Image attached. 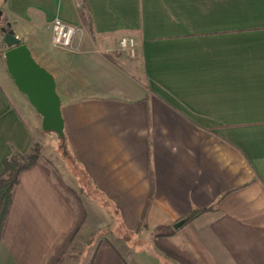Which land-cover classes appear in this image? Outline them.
Masks as SVG:
<instances>
[{
  "label": "crops",
  "instance_id": "0c3cea01",
  "mask_svg": "<svg viewBox=\"0 0 264 264\" xmlns=\"http://www.w3.org/2000/svg\"><path fill=\"white\" fill-rule=\"evenodd\" d=\"M0 12L54 76L68 148L129 239L148 207L143 238L163 228L198 264H264V0H0ZM55 19L82 28L70 50L52 31L37 43ZM41 133L0 56V171ZM197 209L211 210L175 228ZM74 223L37 162L14 190L0 264H46ZM122 231L92 264H138Z\"/></svg>",
  "mask_w": 264,
  "mask_h": 264
},
{
  "label": "rangeland",
  "instance_id": "374dc122",
  "mask_svg": "<svg viewBox=\"0 0 264 264\" xmlns=\"http://www.w3.org/2000/svg\"><path fill=\"white\" fill-rule=\"evenodd\" d=\"M6 20V16L3 17V14H1L0 26L3 22H6ZM30 36H32V34H30ZM50 39L51 26L49 29V27L44 25L41 31V40L37 41V43L42 42L47 44ZM21 41L23 43L26 42L25 39ZM28 43H32L31 39H29ZM6 51L7 46L5 45L0 32V56L5 64ZM36 145L41 148V159H51L54 165L56 163L55 167L57 168L59 175L65 184L69 185L76 191L87 215L82 228L62 255L63 260L60 264H91L94 252L100 242L103 239H107V236L112 237V233L119 234V232L122 231V228L114 215V209L109 202L95 190L80 166L65 152V149L62 146V140L55 132H44L42 129L41 140L36 142L33 147ZM63 175L66 177V180H64ZM166 231V229L159 228L158 231H155L154 239H157L156 236H158V240L161 241V234H164ZM124 233L125 232L122 231L124 239L121 241L115 240V242L120 245L127 240L132 247L127 254L136 263L177 264V262L170 260L167 257L159 246L155 244V240L152 239L151 236L143 238L141 233L135 235V238L131 240L129 239L130 235H125Z\"/></svg>",
  "mask_w": 264,
  "mask_h": 264
},
{
  "label": "trees",
  "instance_id": "16d2710c",
  "mask_svg": "<svg viewBox=\"0 0 264 264\" xmlns=\"http://www.w3.org/2000/svg\"><path fill=\"white\" fill-rule=\"evenodd\" d=\"M78 12L80 16L84 19L85 18L84 4L81 2L78 5ZM1 34L4 39V34L2 32ZM61 140L65 152L72 157L73 161H75V159L72 156V153L68 148L67 138L65 137L64 139ZM40 155H41V148L36 145L31 149V152L28 155L24 156V155L15 154L11 157L4 159L3 161L2 169L0 171V242L3 236L6 220L11 207L14 190L19 182L20 176L25 170L30 169L37 162L40 161L50 168L51 173L53 174V177H55V180L58 182L59 186L72 200L75 210V223L73 228L71 229V231H69L67 234L63 236L59 245L55 247L53 253L48 257L46 261V264H60V262L63 260L62 255L64 254L67 247L70 246L72 241L75 239L79 230L82 228V225L84 224L87 215L85 209L81 205L79 196L77 195L76 191L69 185L65 184L53 162L50 161L49 159H41ZM147 210L148 207L145 208L141 223L139 227L133 232L134 235H139L143 233V231L147 228V224L145 222ZM209 210L211 209L194 210L189 215L185 216L179 221H183L182 224L183 226ZM168 236L169 234H161V238H162L161 241L158 240V236H156L157 239L154 240H155V244L159 246V248L167 255V257L170 260L177 262V264H198L193 259V257L188 253V251H186L183 248H177L172 244H170L167 239ZM104 246H111L109 240L103 239L98 245L97 250ZM94 257L95 256H93L91 260V264L94 260Z\"/></svg>",
  "mask_w": 264,
  "mask_h": 264
},
{
  "label": "water",
  "instance_id": "95a60500",
  "mask_svg": "<svg viewBox=\"0 0 264 264\" xmlns=\"http://www.w3.org/2000/svg\"><path fill=\"white\" fill-rule=\"evenodd\" d=\"M6 27L0 28V31L4 33V43L7 46L5 62L9 74L18 89L27 96L31 105L41 115L43 131L55 132L64 139L61 101L56 91L54 76L37 63L30 48L19 39L10 22ZM182 224L183 221H179L175 228H180Z\"/></svg>",
  "mask_w": 264,
  "mask_h": 264
},
{
  "label": "built area",
  "instance_id": "2783aa9c",
  "mask_svg": "<svg viewBox=\"0 0 264 264\" xmlns=\"http://www.w3.org/2000/svg\"><path fill=\"white\" fill-rule=\"evenodd\" d=\"M52 45L59 50H70L73 47L75 37L82 32V28L61 19H55L51 25ZM122 51L126 52L130 57H137L138 43L132 37H123L119 41Z\"/></svg>",
  "mask_w": 264,
  "mask_h": 264
},
{
  "label": "flooded vegetation",
  "instance_id": "af4514ba",
  "mask_svg": "<svg viewBox=\"0 0 264 264\" xmlns=\"http://www.w3.org/2000/svg\"><path fill=\"white\" fill-rule=\"evenodd\" d=\"M7 26V21L6 22H3V24L0 26V28H2V27H6ZM6 29L8 30L9 28L8 27H6ZM4 34V33H3Z\"/></svg>",
  "mask_w": 264,
  "mask_h": 264
}]
</instances>
